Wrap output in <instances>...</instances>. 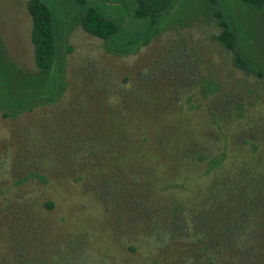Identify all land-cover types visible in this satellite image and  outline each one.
<instances>
[{"label": "rangeland", "instance_id": "374dc122", "mask_svg": "<svg viewBox=\"0 0 264 264\" xmlns=\"http://www.w3.org/2000/svg\"><path fill=\"white\" fill-rule=\"evenodd\" d=\"M27 1L0 55L36 72ZM218 5L256 71L205 12L127 55L69 20L59 98L0 109V264H264V10Z\"/></svg>", "mask_w": 264, "mask_h": 264}, {"label": "trees", "instance_id": "16d2710c", "mask_svg": "<svg viewBox=\"0 0 264 264\" xmlns=\"http://www.w3.org/2000/svg\"><path fill=\"white\" fill-rule=\"evenodd\" d=\"M97 1L66 0L64 10H56L49 0L27 1L36 72L18 69L0 55V109L3 116L14 117L59 98L65 85L61 78L57 81L52 70L56 65L61 73L63 50H71L68 45L63 46V31L69 20H75L84 31L102 38L108 52L127 55L147 45L160 29L172 26L178 15L185 22L205 12L216 18L220 31L215 39L233 53L234 65L247 72L256 71L239 52L236 32L226 20L218 0H201V3L196 0ZM237 1L244 7L264 10V0ZM127 10L129 15L132 12L127 19L129 25L124 21ZM169 15L171 17L165 19Z\"/></svg>", "mask_w": 264, "mask_h": 264}]
</instances>
